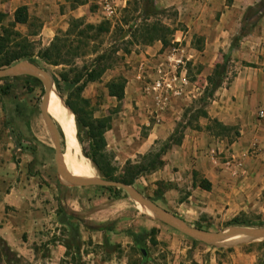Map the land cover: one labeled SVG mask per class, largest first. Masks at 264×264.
<instances>
[{"label": "rangeland", "instance_id": "374dc122", "mask_svg": "<svg viewBox=\"0 0 264 264\" xmlns=\"http://www.w3.org/2000/svg\"><path fill=\"white\" fill-rule=\"evenodd\" d=\"M179 1L151 0L150 4H148L151 12L153 10L150 20L156 19L170 30L165 44L153 41L151 44L143 45L140 41L133 42L128 37L129 35L120 38L114 30V27L119 25L120 10L122 9L117 8L118 10L111 17L106 18L101 14L102 17L96 18L97 21L95 19V21L90 22L82 20V24H96L104 18L110 21L108 33L101 35L93 43L88 42L81 46L78 52L82 53L83 51L85 52L84 54L74 57L66 64L55 66L46 64L37 57L34 58L35 62L33 63L40 69L47 71L51 78L59 79L61 78L59 75L61 72L65 74L66 79L64 81L60 80L61 99L62 101L68 99L70 102L75 103L78 110L82 112L81 116L83 117L81 118H83L84 122H87V118L107 117L109 119V128H116V132H109L108 128L103 134L105 145L109 144L107 148L104 147V153L108 158L110 166L114 169L113 177L115 180L120 177L125 160L136 162L140 160L142 154L148 151H157L164 141L168 139L167 136L173 133H168L169 131L165 130L166 135H164V133H159V129L152 130L153 124L156 121V113L152 111V115H150L151 113L149 112L151 111L150 100L153 99L150 95L144 94L142 89L144 84L149 82L151 77H153L157 64L166 55L167 47L177 48V52L186 58L185 55H187L188 47L195 51H200L203 46L204 38L198 35L196 31L192 32V30L200 26L197 27L195 24L188 25V14L183 11V9H186V7L190 8V6L182 5L187 3V1L184 3ZM127 2H129V8H132V0H128ZM224 4L227 5L226 2ZM222 11V6H219L218 10L213 9L212 15L205 22L210 25L209 28L211 26L212 28L218 27L219 30L222 28L225 31L229 27H235V24H237L236 28L238 30L240 20L237 21V18L236 21H219ZM11 22L7 14H0V32L2 27H5L10 32H18L20 36L25 35L27 42L32 47L33 54L46 47L58 31L63 32L67 28L61 29L57 27L55 30H51L50 40L45 41L43 39L42 41L41 36H36L40 31L42 22L35 14H29L28 24H15L11 26ZM237 30L235 32H231L230 30L228 44L231 36ZM29 33H33V35H28ZM221 38L223 37L220 36L219 39ZM157 43L160 45L157 49L144 53V50L148 46ZM93 47H95V50L91 52L90 50ZM226 52L227 47L219 49L209 74H205V70L201 68L197 60L194 63L190 62L191 59L184 61L185 76L190 82L195 84V87H193V99H190L191 101L182 108L179 116L174 113L172 114L174 115L172 116V120H169L173 130L174 128L177 129L176 135L181 131L182 122L186 120L190 121L189 125H193L194 127L197 126L196 124L203 127L206 124L207 121L204 119L205 117L201 116V113L204 112L205 106L211 98L212 93L209 94L210 78L213 77L212 71L214 65L221 63L222 55L226 54ZM102 54H104V57ZM138 55H140V59H138ZM141 55H143L142 58ZM232 64L228 54L223 69H221L222 72L217 76L220 79L219 86L225 82L226 77L229 76V71L233 72L230 69ZM105 66L107 68H103L102 73L97 79L83 84L86 72L100 70ZM118 77L123 78L125 82L134 79L140 84V88L136 86V90L131 89L130 92L127 91L129 93L127 99L123 97L120 101H115L107 95L106 83ZM8 82L12 86L11 91L6 96H2L0 101V137L4 138V146L5 144L11 146L9 156L13 161L16 157L18 159L21 156L28 158L29 163H27V167L30 168L31 172L36 170L39 176L40 173L43 176L45 174L48 175L57 186L51 200L42 199L38 206L33 205L42 212V217L38 218V223L41 227L35 230L38 231V237L32 241L33 245H31L34 249V255L28 257V259L25 257L16 258V261L13 262L14 264L263 263L264 243H261V240L249 243L233 242L219 247L208 246L180 234L154 217L149 216L142 207L137 206L121 189L109 192L99 186H68L60 182L55 174L52 142L39 115L42 90L38 87H33L29 91L19 79L8 80ZM2 83L3 80H0V84ZM203 96L204 98L202 99ZM16 103L25 104L27 108L24 113L25 117H23L27 122L26 126L15 113ZM175 108L174 112L178 111L179 114L178 109L180 108V104ZM68 111L71 114L72 130L77 141L74 116L69 109ZM254 114L255 119H258L260 123H264V118L259 119L256 117V113ZM56 123L59 126V122ZM209 125L210 122L208 123ZM235 128L230 127L228 130L220 131V135L214 136V139L218 137V141L222 139V144H225L227 139L231 140L238 134ZM221 136L226 137L221 138ZM79 138L80 142L77 141L79 152L87 158V155H89V140L86 137L85 127L79 133ZM59 144L60 152L63 155V137L59 138ZM137 144L151 145L139 153L137 152V148H135ZM210 144L214 143L211 141ZM119 146H121L120 151L118 150ZM125 147H128L127 155L122 153ZM207 147V149L211 147L213 151L204 153L199 160H196L198 164H202V169L217 176V180H220L225 175V180L217 182L218 188L215 191L216 195L223 197L221 199V207L219 208L220 211L215 208L211 213L195 214L192 218H183V215L179 216L178 213L180 212L172 207L169 208V211L188 225L192 227L200 226L201 229L209 231H222L229 226H245L244 224L246 223H261L257 226H263L264 144L256 146V150L251 146L246 152L247 161L243 167L247 171L248 169H255V171L252 176L245 178L240 176L243 172L233 169L235 162H239L240 159H235L231 156V151L226 149L227 145L223 148ZM87 160L91 163L88 158ZM77 164V169L82 170L80 159H78ZM90 165H92L94 170L93 176H99L93 164L91 163ZM237 165L241 166L240 164ZM201 166L199 165V171L196 172L198 181L202 177ZM233 172L235 175L240 173L239 178L233 176ZM149 174L151 173L138 176L131 185L143 196L150 200L155 199L156 204L159 206L166 205L165 201L161 199V193L167 189V185L163 181H149ZM221 174L222 177H220ZM4 209L7 211L9 206H5ZM61 213L71 215L73 217L72 222L77 226L80 240L79 258L70 254L58 257V259L54 257L53 260L49 258L52 256L50 245H54L55 242L62 243L71 239L70 227L65 222H59ZM232 218H237L244 224H228V221ZM11 220L15 219L11 218ZM100 223L111 226L112 230L93 231L89 229ZM141 229H145L146 233L143 236V247L137 248L133 245L130 236L127 234V230L138 232ZM27 232L29 231L22 233V238H26ZM140 249L144 250V255H142ZM0 264L4 263L1 261Z\"/></svg>", "mask_w": 264, "mask_h": 264}, {"label": "crops", "instance_id": "0c3cea01", "mask_svg": "<svg viewBox=\"0 0 264 264\" xmlns=\"http://www.w3.org/2000/svg\"><path fill=\"white\" fill-rule=\"evenodd\" d=\"M127 1L120 0L118 9L123 8ZM186 1L187 3H184ZM256 1L180 0L179 2L184 3L182 5L190 6V8L183 9L188 14V25L200 26L192 32L196 31L204 38L200 51L188 47L186 59H191L192 63L197 60L201 68L205 70V74H209L219 49L228 48L230 30L231 32L237 30V24L225 31L222 28L219 30L218 27L212 28L211 26L209 28L210 25L205 22L212 15L213 9L218 10L219 6H222L223 11L220 13L219 21H236V18L239 21L243 10ZM225 2L227 5L224 4ZM20 5L26 7L28 17L30 13L35 14L42 22L40 31L36 35L41 36L42 41L43 39L50 40L51 30H55L57 27L61 29L67 27L71 18L90 22L97 21L102 17L97 0H0V14H7L12 21L13 12ZM220 36L223 38L219 39ZM159 46L158 43L148 46L144 53L154 51ZM139 57L140 55H138V59H140ZM142 57L143 55H141ZM229 57L233 63L230 67L233 72L229 71L225 82L212 92L204 110L203 117L207 121L206 124L203 123L204 127L195 123L198 126L196 129L193 125L186 124L187 120L182 122L179 143L170 145L162 152L160 154L161 166L149 172L151 173L149 181H163L167 185V189L161 193V199L165 201L166 205L159 204L168 212H170V207L178 210L180 212L178 215H183V218H192L195 214L211 213L215 208L220 211L223 197L216 195L215 191L218 188L217 182L225 180V175L217 180V176L202 169V164H198L196 160H199L204 153L213 151L211 147L207 149V146L223 148L227 145L226 149L231 151V156L240 159L239 162H235L233 169L243 172L240 176L245 178L252 176L255 171V169L247 171L243 167L247 161L246 152L251 146L256 150V146L264 144V123H260L254 116L257 107L264 103V15L257 21L253 31L239 40L237 47L229 52ZM189 83L195 87L194 83L190 81ZM139 85L134 79L126 81L123 97L127 99L128 92L131 89L136 90V86L139 87ZM139 88L138 90H140ZM190 99L192 100L193 97L172 99L168 107L162 111H158L154 100H150V115H152V111L157 112L152 130L159 129V133H164V135H166L165 130L172 133L174 130L169 123V120H172V116H174L172 114L176 113L179 116L182 108L191 101ZM178 104H180L179 114L178 111L174 112ZM213 119L224 126L236 127L238 134L222 144V139L219 141L218 137L214 139V136L205 129ZM115 129V127H111L108 131L116 132ZM225 137L221 136V138ZM3 139L0 137V219H2L0 220V238L5 241L17 258L28 259L34 255L31 245H33L32 241L38 237V231L35 230L40 229L38 218L42 217L41 210L36 209L33 205L38 206L42 199L51 200L57 186L46 174L43 176L40 173L39 176L36 170L29 173L27 171L28 158L21 156L19 159L16 157L13 161L9 156L11 146L8 144L4 146ZM211 141L214 144H210ZM150 145L137 144L135 148H137V152L141 153L140 151L143 152ZM107 146L109 144H106L105 148ZM118 148L120 151L121 146ZM127 149L128 147H125L122 153L127 155ZM199 165L201 166V179L209 184L207 189H202L198 185L196 172L199 171ZM239 174L235 175L233 172V176L238 178ZM5 206H9L7 211L4 209ZM11 218L15 220L12 221ZM24 231H29L26 238H22ZM50 247L52 256L49 258L51 260L64 255L65 249L61 243L55 242Z\"/></svg>", "mask_w": 264, "mask_h": 264}, {"label": "trees", "instance_id": "16d2710c", "mask_svg": "<svg viewBox=\"0 0 264 264\" xmlns=\"http://www.w3.org/2000/svg\"><path fill=\"white\" fill-rule=\"evenodd\" d=\"M151 0H132V8H129L127 2L126 6H124L121 10V16L118 24L114 27V30L121 37H125L129 35L133 42L140 41L143 45L151 44L153 41H159L162 44L167 42V34H170V30L163 24H161L158 20L152 19L151 14H153V10L148 7ZM137 13V14H136ZM140 14V15H139ZM264 15V0H259L256 3L247 6L240 18V25L235 34H233L230 38L227 52L222 55L221 63H217L214 65L212 75L210 78V89L209 94H211L219 85L220 79L217 78L218 75L221 74V69L226 62V58L231 50L237 47L239 40L253 31L255 24ZM82 20L71 18L68 22L66 30L63 32H57L50 40L49 44L41 50H38L35 54L32 52V47L27 42L25 35L20 36L18 32L8 31L5 27H2L0 32V67L8 66L15 61L26 59L30 62H35V57L39 60L45 62L50 65H58V64H66L68 61H71L74 57L84 54L78 52V50L85 43L94 42L101 35L106 34L110 30V21L107 19H101L96 24H82ZM15 24H28V15L26 11V7L24 5L18 6L12 16L11 26ZM28 35H33V33H29ZM75 44V45H74ZM95 47L90 50L93 52ZM88 51V50H87ZM104 57V54H102ZM100 55V57H102ZM103 68H107V66L102 67L100 70H90L86 72L85 79L83 80V84L86 82H92L97 79L103 71ZM61 78L56 79L52 78L55 90L57 94L62 97L60 93V80H65V74H59ZM21 80L22 84L29 91L33 87H38L42 90L41 83L34 77L23 75V76H14L11 78H3V83L0 84V101L2 96H6L11 91V84L8 80ZM124 79L123 78H114L111 81L106 83V91L109 97H113L116 101H120L123 98V90H124ZM204 96L202 97V99ZM63 103L65 106L71 111L74 116V123L76 129V138L77 141L80 142L79 133L82 131V128H86V137L89 140V155L87 158L95 167L98 175L105 179L115 180L113 177L114 169L110 166L107 156L104 153L105 141H104V132L109 128V119L107 117L102 118H87V122L83 121V116H81L82 112H80L75 103L70 102L68 99H64ZM26 106L25 104L16 103L15 104V113L19 117V119L27 125L26 120L23 119L25 117ZM201 116H204V112L201 113ZM190 121H187L186 124H189ZM197 129L198 126H195ZM59 136L62 137L61 131L57 126ZM205 129L213 136H219L220 131L228 130L230 127L224 126L219 123L217 120H210V125L206 126ZM218 130V131H217ZM177 129L175 128L173 133L168 137V141L165 140L162 146L154 152H147L140 156V160L136 162H131L126 160L122 167L121 175L118 181L125 184H132L133 181L140 175L149 173L154 171L158 167L161 166L162 161L160 160V154L164 152L167 148H169L172 144H178L181 138V131L176 135ZM236 135V132H235ZM171 140V142H169ZM27 171L31 173L29 167H27ZM199 187L202 189H207L209 186L208 182L205 180L198 181ZM105 190L119 191L120 189H114L113 187H102ZM155 203V199H152ZM71 215H64L61 213L59 222H65L70 229V237L69 241H63L61 245L64 247V256L70 254L76 258H79V245L80 240L78 236L77 226L72 222ZM230 225L236 224H244L241 220L237 218H232L228 221ZM261 223H252V224H244L245 226H257ZM197 228H201L200 226H196ZM93 231H101V230H112V227L107 224H96V226L89 228ZM153 231V230H150ZM146 233L145 229H141L138 232H133L131 230H127L128 236H130L133 245L137 248L143 247V236ZM261 243H264V239L261 240ZM16 256L13 251L7 246L5 241L0 238V262L2 261L4 264H14L16 261ZM193 264H196L193 262ZM264 264V260L263 263Z\"/></svg>", "mask_w": 264, "mask_h": 264}, {"label": "water", "instance_id": "95a60500", "mask_svg": "<svg viewBox=\"0 0 264 264\" xmlns=\"http://www.w3.org/2000/svg\"><path fill=\"white\" fill-rule=\"evenodd\" d=\"M23 75L34 77L41 83L42 95L39 103V115L52 142L55 174L60 182L68 186H99L121 189L135 204L147 209L151 213L152 217L162 224L174 229L190 239L204 243L208 246L219 247L226 246L233 242L249 243L264 239V225L254 227L229 226L227 229L222 231H209L192 227L178 216L168 212L149 198L143 196L130 184H125L118 180L105 179L99 176L77 177L71 175L65 169L62 162V153L59 149L60 136L57 129L58 124L47 113L48 95L51 89L55 88L52 78L49 76L47 71L40 69L34 63L26 60H21L8 66L0 67V79ZM61 134L63 137V132H61ZM140 251L142 255H144V250L140 249Z\"/></svg>", "mask_w": 264, "mask_h": 264}, {"label": "built area", "instance_id": "2783aa9c", "mask_svg": "<svg viewBox=\"0 0 264 264\" xmlns=\"http://www.w3.org/2000/svg\"><path fill=\"white\" fill-rule=\"evenodd\" d=\"M119 1L97 0V5L102 15L108 18L116 13ZM167 48L166 55L154 70L153 77L142 89L144 94L152 97L158 111L165 110L172 99L194 96V88L190 87L184 71V61L187 59L177 52V48ZM255 113L257 118H264V103L257 107Z\"/></svg>", "mask_w": 264, "mask_h": 264}, {"label": "bare ground", "instance_id": "6f19581e", "mask_svg": "<svg viewBox=\"0 0 264 264\" xmlns=\"http://www.w3.org/2000/svg\"><path fill=\"white\" fill-rule=\"evenodd\" d=\"M47 113L54 121L59 122L60 130L64 135V153L61 158L65 169L73 176L93 177L94 170L90 165L91 163H89L87 158L79 152L77 141L75 140L74 132L72 130L71 114L63 103L61 97L57 94L55 88H52L48 95ZM78 159L81 160L82 170L77 169L76 164ZM137 206L140 205L137 204ZM143 209L152 217L147 209Z\"/></svg>", "mask_w": 264, "mask_h": 264}]
</instances>
